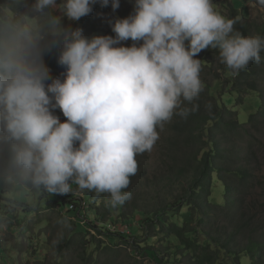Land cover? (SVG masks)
<instances>
[{"label":"clouds","instance_id":"obj_1","mask_svg":"<svg viewBox=\"0 0 264 264\" xmlns=\"http://www.w3.org/2000/svg\"><path fill=\"white\" fill-rule=\"evenodd\" d=\"M97 3L120 8V0H62L59 7L79 21ZM248 4L264 12V0ZM54 6L57 0H35L33 11ZM238 20L215 11L213 0H135L133 14L109 21L114 37H87L60 18L45 35L16 27L0 43V154L8 145L16 167L49 193L69 194L75 184L107 193L112 208L123 205L136 156L153 149L157 128L199 109L201 60L194 57L218 49L234 75L261 64L264 37L244 36ZM128 40L131 47L117 46ZM57 47L63 80L45 62Z\"/></svg>","mask_w":264,"mask_h":264},{"label":"trees","instance_id":"obj_2","mask_svg":"<svg viewBox=\"0 0 264 264\" xmlns=\"http://www.w3.org/2000/svg\"><path fill=\"white\" fill-rule=\"evenodd\" d=\"M61 2L57 0V5ZM34 3L35 0H0V43L13 29L25 25L45 35L53 18H60L65 27L81 28L87 37H114L109 21L133 14L135 0H120L115 12L111 4L101 7L97 3L92 13L79 21L59 17L53 7L24 17L23 11L33 10ZM213 3L223 5L219 0ZM221 12L218 13L229 19L239 17L235 28L244 36L264 37V22L250 21L244 0H230L228 14ZM124 43L131 47L133 41ZM59 52L57 47L45 56L53 78L65 72L57 62ZM218 57L219 50L210 47L194 57L201 60L203 91L193 102L199 109L186 119L174 115L162 129L157 128L158 172L148 177V152L137 155L138 171L125 189L132 195L123 205H107V193L84 190L80 197L75 184L71 186V196L49 193L41 186V203L46 199V206L37 212H50L47 223L55 219L54 231L60 230V240L51 244L50 239L46 248H38L42 253L34 250L36 257L32 261H22H46L48 256L43 252L56 247L58 254L75 251L81 264H116L123 255L132 258V264H264V203L260 202V194L264 193V51L261 64L252 62L238 75ZM251 93L259 95L260 107L243 125L239 112L230 109L224 98L235 97L238 108L245 105ZM54 115L66 121L59 109ZM4 145V157H8L4 171L14 178L9 166L13 163L11 152ZM160 189L176 193H171L170 201H156L152 194L158 195ZM3 195L5 191L0 190V202L6 203L4 209L0 206V219L3 215H12V220L19 216L20 232L25 235L30 225L26 221L35 216L30 212L33 205ZM19 207L23 216L17 212ZM115 213L119 215L117 220ZM118 222L129 225L128 234L117 228L112 231ZM5 252L2 246V261ZM5 264L15 262L9 259Z\"/></svg>","mask_w":264,"mask_h":264},{"label":"rangeland","instance_id":"obj_3","mask_svg":"<svg viewBox=\"0 0 264 264\" xmlns=\"http://www.w3.org/2000/svg\"><path fill=\"white\" fill-rule=\"evenodd\" d=\"M219 1L223 5L213 3L214 10L217 12L222 11L221 13L228 14L230 0H219ZM244 6H245V9L247 11L250 21H256L257 23L264 22V12L260 11L257 8L249 7L248 0H244ZM53 8L57 11V14L59 17H63V14L58 5L54 6ZM35 13L36 12L33 11L32 9L31 10L25 9L22 14L24 17H26L27 14H35ZM118 46L128 47V45H126L124 42H122V44ZM61 73H60L59 78L63 80ZM224 99H225L226 105L230 109L239 112L240 122L243 125L248 123L249 116L257 112L260 107L259 95L256 93H251L249 96H247L245 105L242 107H238V108L236 107L235 97L227 96ZM4 146H5L4 144H1L2 151L4 149ZM157 152L158 150L155 147V145L153 149L150 152H148V162L147 163L150 166L148 177L151 176V178H153L154 174L158 172V167L160 164L159 155L157 154ZM262 156H263V152L259 154L260 158ZM5 158L7 159V157H2V154H0V166H4L7 164V161ZM9 166H10V170L14 171L13 173H15L16 176L12 178V177L6 176L4 174L5 172L0 173V190L5 191V195L3 196L13 199L19 203H27V204L33 205L32 207H34V209L30 212L34 213L35 216L33 215L28 218L26 222L30 224L28 225L29 232H27L25 235H22V232H20L22 231V229L19 228V224L21 223L19 219L20 217L19 216L15 217L16 220H12L10 219L12 215H10L8 219L6 217L7 215L2 214L3 215L2 219H0V243L3 247L7 249V252H5L4 254L6 256L4 261H2V258L4 256L0 254V260H1V264H5L6 262H8L9 259L14 260L15 264H29L28 262L22 261L21 259L22 258H24L25 260L30 259V261H32V259L36 257L35 255H33L35 252L34 250L36 249L38 250L40 245H44L43 248H46L45 245L46 244L49 245L50 239L52 241L51 244L52 243L58 244L60 240L59 233L61 232L60 230L54 231V227L56 223L55 219L50 221L51 224L47 223L48 221L47 217L50 216V212L46 210L42 211L41 213L40 211L37 212L39 209L42 210L46 206V201L44 202V200L46 199H43L41 203L42 187H37L33 185L29 175L27 173H24L22 170L18 169L15 164L11 163L9 164ZM14 168L17 169V171ZM263 175H264V169H263ZM172 192L174 191L170 189L168 190L160 189L158 195L156 194V192H154V194L152 195L156 198V201H170L172 197L171 196ZM77 193L80 197H83V191L80 192L78 190ZM260 196H261L260 202L264 203V193L260 194ZM218 201H220V199ZM0 206L2 209H4L6 206V203L0 202ZM21 206L22 205H20V207ZM20 207H19V210H17V212L21 216H23L24 214L22 213L23 211L21 210ZM64 213L65 212H63V214ZM114 217L116 220L119 219V215L117 213L114 214ZM116 225L117 227L116 226L113 227L112 231H115V229L117 228L122 233L127 231L126 233L128 234L129 231L127 229L130 228L129 225L127 226L125 223L121 224L119 222L116 223ZM92 234H94V232H92ZM2 246H0V251L2 250ZM26 249L29 251L28 253H26L25 251H21V250H26ZM56 250H58L56 247L51 248V249L49 247L47 252L46 251L43 252V255L48 256V260L42 261V262L40 261L38 264H64V263L81 264V261L78 259L77 257L78 255L75 251H66L65 253L58 254ZM20 251L25 254H22ZM38 251L42 253V249H39ZM56 254H58V256ZM62 256L64 258H61L60 260L59 257H62ZM17 260H18V263H17ZM132 263H133V259L131 258L129 260L126 257H124V255L122 256L121 260H118L116 262V264H132ZM30 264H33V263H30ZM145 264H148V261H145Z\"/></svg>","mask_w":264,"mask_h":264},{"label":"bare ground","instance_id":"obj_4","mask_svg":"<svg viewBox=\"0 0 264 264\" xmlns=\"http://www.w3.org/2000/svg\"><path fill=\"white\" fill-rule=\"evenodd\" d=\"M77 192H78V190H77ZM73 193H74V191H73V189H72V192L69 193V194H66V195H67V196H71ZM77 194H78V193H77Z\"/></svg>","mask_w":264,"mask_h":264}]
</instances>
